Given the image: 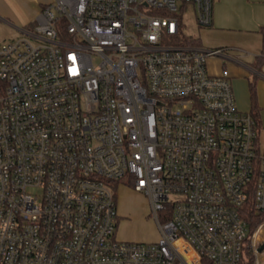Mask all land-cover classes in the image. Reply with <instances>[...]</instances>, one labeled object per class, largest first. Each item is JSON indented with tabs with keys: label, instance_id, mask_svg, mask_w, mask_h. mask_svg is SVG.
Returning a JSON list of instances; mask_svg holds the SVG:
<instances>
[{
	"label": "built area",
	"instance_id": "2783aa9c",
	"mask_svg": "<svg viewBox=\"0 0 264 264\" xmlns=\"http://www.w3.org/2000/svg\"><path fill=\"white\" fill-rule=\"evenodd\" d=\"M183 3L212 24L214 0H52L26 36L0 44V264L258 257V118L239 109L227 69L209 71L223 49L175 41ZM126 176L157 240L116 236Z\"/></svg>",
	"mask_w": 264,
	"mask_h": 264
},
{
	"label": "crops",
	"instance_id": "0c3cea01",
	"mask_svg": "<svg viewBox=\"0 0 264 264\" xmlns=\"http://www.w3.org/2000/svg\"><path fill=\"white\" fill-rule=\"evenodd\" d=\"M263 29L264 0H214L212 24L199 27L201 47L223 49L222 54L208 58L209 71L213 74H220L224 69L229 71L237 105L243 111L252 109V81L256 84L258 105L264 103V61L259 59L264 55ZM124 192L129 197L136 196V191ZM116 236L122 240L142 239L130 230L127 215L122 212L119 213ZM261 237L264 241V228ZM158 238L159 234L153 240ZM256 260L258 264H264V251Z\"/></svg>",
	"mask_w": 264,
	"mask_h": 264
},
{
	"label": "rangeland",
	"instance_id": "374dc122",
	"mask_svg": "<svg viewBox=\"0 0 264 264\" xmlns=\"http://www.w3.org/2000/svg\"><path fill=\"white\" fill-rule=\"evenodd\" d=\"M50 1L52 0H0V44L15 40L21 36H26L27 34L20 27L26 23H32L28 27L34 29L33 26L37 22V17L39 15V6H44ZM180 18L183 34L188 38L191 36L199 37L202 41L199 27L203 26H199L196 22L194 6L192 3H183ZM33 41L35 40L33 39ZM263 106L264 103L263 105L259 104L257 129L259 136L264 142ZM128 178L129 177L126 176L120 179L116 188L118 213L122 212L127 215V222L130 230L141 235V240L134 241H152L158 236V234L160 236L158 223L151 216L148 198L143 193L141 194L136 191L130 184ZM125 190L136 191V196L129 197L124 192ZM180 196L179 193L171 194L172 199ZM138 204H140V206H135ZM248 250L253 253L249 248ZM263 251L258 253L260 257Z\"/></svg>",
	"mask_w": 264,
	"mask_h": 264
},
{
	"label": "trees",
	"instance_id": "16d2710c",
	"mask_svg": "<svg viewBox=\"0 0 264 264\" xmlns=\"http://www.w3.org/2000/svg\"><path fill=\"white\" fill-rule=\"evenodd\" d=\"M182 27V23H181ZM264 32V29H263ZM175 41L178 42L179 44H190V45H196L200 46L201 45V39L199 37L191 36V37H186L183 34L182 28H180L179 33L175 36ZM260 61H264V55H262L260 58ZM251 98H252V109L251 112L254 116L258 118L259 114V105L257 102V92H256V84L255 81L251 82ZM251 197H253V191L252 195L250 196V201H249V224H250V230L253 231L257 225L264 220V213H257L255 209L253 208V198L251 201ZM255 260L254 253H251L248 248L246 247L244 250V255H243V261L241 264H253Z\"/></svg>",
	"mask_w": 264,
	"mask_h": 264
},
{
	"label": "water",
	"instance_id": "95a60500",
	"mask_svg": "<svg viewBox=\"0 0 264 264\" xmlns=\"http://www.w3.org/2000/svg\"><path fill=\"white\" fill-rule=\"evenodd\" d=\"M264 250V242L260 245V247L258 248V251L261 252Z\"/></svg>",
	"mask_w": 264,
	"mask_h": 264
}]
</instances>
